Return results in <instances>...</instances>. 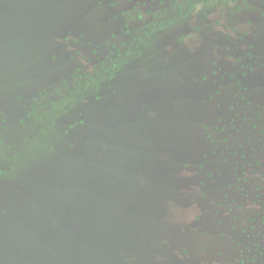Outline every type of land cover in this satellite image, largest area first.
I'll return each instance as SVG.
<instances>
[{
    "label": "rangeland",
    "instance_id": "obj_1",
    "mask_svg": "<svg viewBox=\"0 0 264 264\" xmlns=\"http://www.w3.org/2000/svg\"><path fill=\"white\" fill-rule=\"evenodd\" d=\"M0 172V264H264V0H0Z\"/></svg>",
    "mask_w": 264,
    "mask_h": 264
},
{
    "label": "trees",
    "instance_id": "obj_2",
    "mask_svg": "<svg viewBox=\"0 0 264 264\" xmlns=\"http://www.w3.org/2000/svg\"><path fill=\"white\" fill-rule=\"evenodd\" d=\"M89 83L87 82V83H85V84H79V85H81L82 87L83 86H87ZM95 90H97V85H96V88H94ZM77 91H79V88H77ZM73 102H75V100H70V101H63L62 102V104H66L67 106H69V105H72V103ZM55 108V107H54ZM53 112V111H52ZM54 115L55 114H52L51 112H50V116H53L54 117ZM57 122V120H56V118H52V119H50V120H48L47 122H46V127L48 128V129H45L44 131H43V135L45 136V139H44V141H46V139L48 138H46V136L47 135H49V132H50V129L53 127H56L55 125L57 124L56 123ZM19 157H20V155H19ZM20 160V159H19ZM8 174V172H0V176H2V175H5V177H6V175ZM82 184H83V182H82ZM90 193L91 192H89L88 190H86L85 188H80V190H79V192H78V194L76 195V202H77V205L79 204V214H82L81 216H76V218H77V223L78 224H83V225H87V223L89 222V220H90V209L88 210L87 208H86V206H87V204H89V202L91 201L90 200ZM50 203L52 204V201H50ZM80 206H83V208H80ZM40 212L42 213V214H46L45 215V217H44V219L46 218V219H49L50 218V215H48L47 214V212H48V208L46 207L45 209H44V211L42 210H40ZM37 214V213H36ZM83 214H85V215H83ZM63 217V216H62ZM65 217V216H64ZM68 217V216H67ZM44 222H45V220H43ZM26 229H22L21 228V231L23 232H25V233H27L28 234V237L30 236V237H32L33 235L31 234V233H35V231L37 230H34L33 232H32V229L30 228V227H25ZM62 229L69 235V232H70V228L67 226V227H62ZM44 231L46 232V230L44 229ZM42 233V232H41ZM78 232L76 231V233H71L69 236L72 238V241L76 244V238L77 237H80V235L79 234H77ZM33 238V237H32ZM28 240V245H29V247H32V250H31V257H36V251L35 250H37V247L36 248H33L34 246H36V244H34L35 243V241H32V240H29V238H27ZM73 248L75 249V246L74 247H72V248H70V246H69V248H67V249H70L71 251L73 250ZM35 249V250H34ZM83 250L86 252V247H83ZM45 251H46V253H55V251H56V249H54V248H51L50 246H47L46 245V243H45ZM63 252V246L61 247V253ZM57 254H58V252H57ZM59 255V254H58ZM86 255V254H85ZM61 259V258H60ZM62 260V259H61ZM18 264H28V262H23V263H18Z\"/></svg>",
    "mask_w": 264,
    "mask_h": 264
}]
</instances>
